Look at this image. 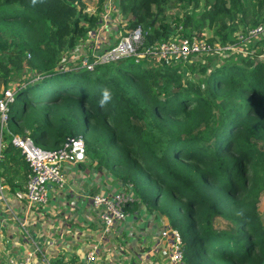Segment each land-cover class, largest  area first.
Listing matches in <instances>:
<instances>
[{"label":"trees","instance_id":"obj_1","mask_svg":"<svg viewBox=\"0 0 264 264\" xmlns=\"http://www.w3.org/2000/svg\"><path fill=\"white\" fill-rule=\"evenodd\" d=\"M196 1L117 0L114 15L121 20L113 32L139 26L137 49L143 50L175 33L189 37L221 15L229 26L221 22L211 36L199 35L208 43L237 44V34L264 26V0H202L201 11ZM102 2L95 0V11L88 13L84 0H0V85L14 90L7 130L28 135L42 148L81 135L85 154L106 170L115 169L133 197L179 230L185 263L264 264V223L257 211L264 196V61L256 56L264 29L248 39L253 53L235 52L217 65L144 55L138 61L125 56L97 63L92 70L57 68L64 67L62 53L98 27ZM176 5L183 15L168 20L166 9ZM237 24L243 28L231 36L228 29ZM183 68L200 77L182 76ZM9 76L14 84H8ZM104 88L113 100L101 108ZM149 124L162 140L145 139ZM1 153V176L7 177L12 165L25 175L17 148L6 143ZM217 217L227 221L225 227L214 224Z\"/></svg>","mask_w":264,"mask_h":264},{"label":"crops","instance_id":"obj_2","mask_svg":"<svg viewBox=\"0 0 264 264\" xmlns=\"http://www.w3.org/2000/svg\"><path fill=\"white\" fill-rule=\"evenodd\" d=\"M92 13L95 0H89ZM109 14L105 31L117 27L121 18ZM112 29V30H111ZM115 31V30H114ZM2 88V86H1ZM1 138H4L1 133ZM10 167L7 177L0 175L5 198L0 199V213L4 218L0 227V260L5 253L23 254L36 247L31 264H40L42 256L55 264H76L93 244L98 245V264H170L166 256V240L159 239V230L166 218L129 196L125 203L127 216L114 226L109 235L101 233L97 211L90 205L89 196L101 191L110 194L123 188L122 183L96 159L85 154L83 160L66 165V183L57 189L48 184V198L42 207L25 211L21 197L24 191V170ZM1 173V167H0ZM25 216L23 226L19 225Z\"/></svg>","mask_w":264,"mask_h":264},{"label":"built area","instance_id":"obj_3","mask_svg":"<svg viewBox=\"0 0 264 264\" xmlns=\"http://www.w3.org/2000/svg\"><path fill=\"white\" fill-rule=\"evenodd\" d=\"M117 0H103L104 9L100 17V23L96 29L89 32L88 37L80 45L66 54H62L60 62L68 69L84 67L92 70L95 64L104 63L125 56H133L134 61L147 55L156 61H177L188 60L190 56L199 53L213 52L215 49H232L235 44L227 43L222 47L218 43H208L199 35L182 36L177 33L166 39L154 41L151 45L138 50L141 44V28L139 26L124 30V33H112V40L107 44L110 30L105 31V37L102 36L106 28L107 19L110 11L114 10V2ZM264 29V26L257 25L249 28L246 34H237L240 42L247 41L250 37H256ZM105 44V48L99 49L100 44ZM217 45L219 47H217ZM87 46V47H85ZM235 49L238 52L253 53L254 49L242 48L239 44ZM98 48V50H96ZM258 59L264 61V44L260 52L256 54ZM189 57V58H188ZM14 90L10 87L0 88V135L1 130L8 132L6 139L0 136V159L2 157L1 149L4 144L10 143L19 150L22 158L26 162L27 170L25 173L24 191L21 197L24 201L25 211L29 212L33 207H42L46 204L48 198V184H52L59 189L66 183V165H74L85 155L84 139L81 135L66 137L64 141L54 148H42L34 144L28 135L10 133L7 130V105L13 100ZM129 185H123V188L106 194L101 191L89 196L90 205L97 211L101 233L109 235L114 226L123 221L127 216L125 203L131 196ZM6 196L3 184L0 182V199ZM25 216L20 219L19 225L23 226ZM4 218L0 213V227L3 225ZM1 235V233H0ZM159 239L166 240V256L170 264H187L183 260L182 239L178 229L164 225L158 233ZM1 238V237H0ZM3 245L0 243V249ZM36 247L26 250L23 254L5 253L0 260V264H31ZM98 245L93 243L84 253V256L76 264H98L99 252ZM40 264L51 263L46 257L42 256Z\"/></svg>","mask_w":264,"mask_h":264},{"label":"rangeland","instance_id":"obj_4","mask_svg":"<svg viewBox=\"0 0 264 264\" xmlns=\"http://www.w3.org/2000/svg\"><path fill=\"white\" fill-rule=\"evenodd\" d=\"M84 2L86 4L85 10H87L88 12L91 11V8H90L91 3L89 2V0H84ZM194 7H195L196 10L201 11V10H203L205 8V5L203 4V1L202 0H197L196 3H195V5H194ZM189 11H192V10H189ZM263 13H264V10H263ZM251 14L252 13H250L249 15H247L246 17H244L245 27L248 26V24L250 23L249 18L251 16ZM166 15H167V19L168 20L172 19L174 16H177V15L180 17V16L183 15V8L181 6H179V5H176L175 7L167 8L166 9ZM262 15H264V14H262ZM229 21H230L229 18L227 16H225V15L218 16V17L215 18V20L213 22V25L211 27L210 26H203V28L201 30H196L195 29V31H194L193 34L194 35H202L204 37L211 36L213 34V32L215 31V29L218 28L219 23L225 22L229 26ZM242 28H243V26H241L240 24H237V26H235V27H232L231 26L228 29V31H229V34L231 36L232 35L235 36L239 31L242 30ZM176 34L177 33H175V34H173L171 36H174ZM109 42H110V39L109 38L106 39V43H109ZM215 43H218V42L216 41ZM223 43L224 44H219V43L218 44H219L220 47H222L223 45H226L229 42L228 41H224ZM78 44L80 45V43H78ZM239 44L241 45L242 48L245 49V47H248L249 46L250 41L247 40V41H244V42L237 43V44H235V47L232 48V49H219V48H217L213 52L204 53L202 55H196V56L195 55H192V56H190V58L188 57L189 58L188 61L191 62L192 60H194V61H196V65H199V63H204L206 60H208V61H211V62H213L214 64L217 65L219 63H222V62L226 61V60H223L224 57L226 58L228 56V58H229V57L235 56L234 53L235 52H238L237 51L238 48L236 46H238ZM104 46H105V44L103 43V44H100V46H98V48L99 49H102ZM219 46L217 45V47H219ZM98 48H96V50H98ZM235 49H237V50H235ZM225 50H228V52H226ZM66 53H68V52H64V54H66ZM210 55H213V57H209ZM228 58H227V60H228ZM4 61L5 60H2L1 62H4ZM7 64L8 65H11V62H9ZM57 68H59L61 70L66 69L65 67L60 68L58 66H57ZM180 73L184 77H190V78H193V79H197L198 77H200V73L199 72H196V71H188L185 68H183L180 71ZM9 77L10 78H9L8 84H14L15 83V80H14L15 78L12 77V76H9ZM22 85L23 84L21 83L20 86H22ZM52 85H53L52 87H54V86H57L58 83L55 82ZM0 88H1V85H0ZM23 95L27 96L28 94L27 93H24ZM148 118H149V116H148V114H146V117L144 118L145 121H148ZM143 136L145 137V139L147 141H150V142H155L156 141V143L163 139L162 138L163 135L160 132L156 131L151 124L147 125L144 128V130H143ZM94 151H95V148H94V150L92 149V150L87 151V153L89 155H91V154L94 153ZM97 155L99 156L101 154L97 153ZM101 156H103V155H101ZM98 167H99V165H97V168ZM111 168H109L111 170V172H110V170H108V172H110L113 176H115V169H111ZM113 168H114V166H113ZM257 211H258V213H259V215L262 218L263 223H264V196H262L261 201L258 203ZM183 220L184 219H181L182 225H183V222H184ZM214 224L216 226H218V227H225L226 224H227V221L226 220H223L221 217H217L216 220H215V222H214Z\"/></svg>","mask_w":264,"mask_h":264},{"label":"clouds","instance_id":"obj_5","mask_svg":"<svg viewBox=\"0 0 264 264\" xmlns=\"http://www.w3.org/2000/svg\"><path fill=\"white\" fill-rule=\"evenodd\" d=\"M36 0H33V3H35ZM113 100V93L110 89L104 88L101 90L100 99H99V106L101 108L105 107L109 103H111ZM238 215H243V213H237Z\"/></svg>","mask_w":264,"mask_h":264},{"label":"water","instance_id":"obj_6","mask_svg":"<svg viewBox=\"0 0 264 264\" xmlns=\"http://www.w3.org/2000/svg\"><path fill=\"white\" fill-rule=\"evenodd\" d=\"M84 157H85V155H84ZM84 157H83V158H84ZM83 158H82L81 160H83ZM81 160H79V161H81Z\"/></svg>","mask_w":264,"mask_h":264}]
</instances>
